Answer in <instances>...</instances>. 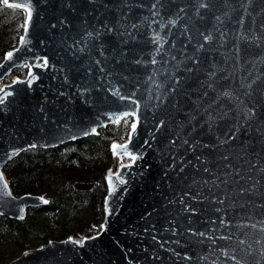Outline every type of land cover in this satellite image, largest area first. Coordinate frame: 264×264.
<instances>
[{"label":"water","instance_id":"obj_1","mask_svg":"<svg viewBox=\"0 0 264 264\" xmlns=\"http://www.w3.org/2000/svg\"><path fill=\"white\" fill-rule=\"evenodd\" d=\"M198 2L161 0L154 10L156 0H9L32 17L0 60V81L33 65L0 105V213L21 219L46 201L11 190L2 167L23 149L97 133L128 112L137 128L121 144L138 158L110 173L111 184L105 175L97 232L50 238L0 264H264V0H210L197 16Z\"/></svg>","mask_w":264,"mask_h":264},{"label":"trees","instance_id":"obj_2","mask_svg":"<svg viewBox=\"0 0 264 264\" xmlns=\"http://www.w3.org/2000/svg\"><path fill=\"white\" fill-rule=\"evenodd\" d=\"M23 24L22 11L0 0V60L17 44ZM25 70L16 67L3 80L23 75ZM131 120L129 115L116 125L58 146L23 149L3 165L14 195L39 194L47 203L29 206L21 219L0 213V262L50 238L61 239L70 233L88 236L99 230L107 192L105 175L109 167L116 166L110 144L127 138ZM78 182L92 185L79 188ZM54 217L64 226L58 233ZM69 222L75 224L71 229L65 228Z\"/></svg>","mask_w":264,"mask_h":264},{"label":"snow or ice","instance_id":"obj_3","mask_svg":"<svg viewBox=\"0 0 264 264\" xmlns=\"http://www.w3.org/2000/svg\"><path fill=\"white\" fill-rule=\"evenodd\" d=\"M90 2H94V0H90ZM3 3L4 4H7L8 3V0H3ZM158 5H159L160 8H163L164 7V5L161 3V0H156V3H153L151 5V7H152V9L156 10L157 7H158ZM24 6H26V5H20V4L15 5V7H24ZM208 8H210V0H209V2H205V0H199L198 5H197V8H196V15L199 16L200 9H208ZM179 13H185V15H186L185 8H183V7L179 8ZM179 13H177L178 18H179ZM156 15H159V12L158 11H153V16H156ZM31 17H32V12H31V8L29 7V10H28V13H27V18L25 20V23L22 25V27H24L25 30H27L28 23L31 21ZM220 19L221 18L219 16L216 17V20L219 21ZM153 22L155 23V21H153ZM168 23L171 24L173 27H175V25L177 24V20L176 19H170L168 21ZM131 27L132 28H136L137 25L133 24V25H131ZM183 27H184V32L181 33V34L182 35H188V25L185 24ZM261 27H264V25H261ZM108 31H112V29L109 27L108 28ZM87 35H88V37H91L92 36V33L89 32ZM129 35H131V33H129ZM199 35L202 37V39L205 42H210V41L213 40V36H212L211 33L204 34L203 32H201ZM221 36L223 37V33H221ZM160 39H161V37L159 36L158 33H156L153 42L155 43L156 41H158ZM188 39H191V36L190 35H188ZM20 42L22 44L25 42L24 37H21L20 38ZM204 47H205L204 43H200V44H198V47H197L196 50L197 51H201V50L204 49ZM157 51H160V49H157ZM236 51H237V54H239V51H240L239 48H237ZM12 56H13V52H9L6 55V59H11ZM173 59H175V57H173ZM47 63H48L47 58H44V66H47ZM96 63L99 64L100 62L99 61H96ZM137 63H140V61H137ZM152 63L153 64L157 63V61L155 60V58L152 59ZM193 63H197L198 64L199 61L198 60H194ZM192 70H193L192 68H189L188 69L189 72H191ZM29 75H31V73H29ZM214 75H215V72L209 73V76H214ZM149 79H151V77H149ZM258 80H260V77L259 76H257L254 79H252V81L250 83L244 85V87L249 90L248 92H246V95H250L251 94V90L253 88V85L257 84V81ZM30 83H31V81H29V84ZM258 86L264 87V85H258ZM7 87H9V86L6 85L4 88H0V93H2V95H0V105H3L4 102H5V99L8 96L12 95L11 92L6 91V88ZM209 87H212V85L209 84ZM83 91H87V89H84ZM173 91H174V89H173ZM116 94L119 95V92H117ZM204 94L207 95V93H204ZM224 95L225 96H228V95H230V93L225 92ZM120 98L121 99H125V97H120ZM137 107H139V103L138 102H137ZM256 114H257V110L254 107L247 109L246 112H245V114H244L245 115V120L246 121H251L252 118L256 116ZM129 115H135V113L125 112L121 116H117L116 122L119 123L122 118L128 117ZM160 123H161V125H163L164 122L161 121ZM136 128H137V123L136 122L132 123V125H131L132 133H135ZM95 131H96V129L93 128L92 129V132L95 133ZM232 139H235V136H233ZM112 149H113V152L117 156H120L121 155V151H118V150H122L123 156L129 157L133 161H135L138 158L137 156L133 155L131 152L128 151V144L127 143H125V144H115L114 143L112 145ZM126 166H128V165H124L123 163L121 164V167H126ZM205 171H207V169H205ZM0 178H2V174H0ZM108 180H109V183L111 184V182H112V174H109ZM7 188H8V185H7L6 182L0 184V190L4 191L5 193L7 192ZM242 191H246V190H242ZM44 203H47V201H44ZM221 203H223V201H221ZM188 210H191L192 212H195V209H189V207H186L185 208V211H188ZM223 223L224 222L222 221V224ZM253 227H255V226L253 225ZM199 235L203 236L204 233H200ZM225 239H231V237H225ZM75 243H77V244H83L84 241H75ZM239 243L241 245H243V244L246 243V241L241 240ZM256 243H260V241H256ZM250 247L251 246H249V250H250ZM261 253L264 254V248L261 249ZM225 255H227V253H225ZM232 259L233 260H236V257L233 256ZM237 264H241V262L240 261H237ZM257 264H259V262H257Z\"/></svg>","mask_w":264,"mask_h":264},{"label":"rangeland","instance_id":"obj_4","mask_svg":"<svg viewBox=\"0 0 264 264\" xmlns=\"http://www.w3.org/2000/svg\"><path fill=\"white\" fill-rule=\"evenodd\" d=\"M27 65V66H26ZM23 67H25V73L23 74V75H20V74H13L12 76H10V78L8 79V80H3L2 79V83L4 84V85H8L9 83H11L14 79H16V78H19V77H22V78H25L26 76H27V73H28V70L30 69V67H29V64L28 63H25L24 65H22ZM8 88V87H7ZM10 90V89H9ZM10 92V91H9ZM130 117H132V120H131V122H134V116L133 115H130ZM124 141V140H123ZM123 141H115L114 143L115 144H121V143H123ZM114 143H112V144H110V148H111V151H112V155L115 157V161H116V166L115 167H109L108 169H107V172H106V174L109 172V173H111V172H113V171H117V167H118V165L120 164V161H121V158L120 157H117V155L113 152V149H112V145L114 144ZM137 156V155H136ZM126 164V163H125ZM116 168V169H115ZM54 219H58V220H56V221H58L57 222V224L55 225V227H56V229L54 230L55 231V233H58V232H60L61 230H63L64 229V226L62 225V223H61V220L59 219V218H55L54 217ZM74 223L73 222H69L68 224H66V227L65 228H67V229H71V228H73L74 227ZM66 237H80V236H76V235H74V234H68ZM11 247V246H10Z\"/></svg>","mask_w":264,"mask_h":264},{"label":"bare ground","instance_id":"obj_5","mask_svg":"<svg viewBox=\"0 0 264 264\" xmlns=\"http://www.w3.org/2000/svg\"><path fill=\"white\" fill-rule=\"evenodd\" d=\"M8 2H9V0H8ZM14 5H17V4H14ZM20 5H23V4H20ZM23 9H24L25 14H26V17H27V13H28L29 8H28L27 6H24ZM43 63H44L43 60L37 59V60L35 61L34 64H43ZM28 64H29V67H32V65H33V64H31V63H28ZM34 78H35V75H32V76L27 77L26 79L28 80V83H29V81H32ZM5 86H6V85H4V84L2 83V81H0V88H4ZM6 91H10L9 88H6ZM0 95H2V93H0ZM132 123H134V122H132ZM115 141H116V140H115ZM115 141H113L112 143H114ZM126 141H127V140H126ZM126 141H125V142H126ZM112 143H111V144H112ZM132 154L136 156L135 153H132ZM117 157H120V158H121L120 164L118 165L117 168H119V167L121 166L122 163L125 164V163H130V162L133 161V160H131L129 157L123 156L122 153H121L120 156H117ZM111 173H114V174L117 175V171H113V172H111ZM108 174H110V173L108 172ZM77 240L80 241L79 239H77Z\"/></svg>","mask_w":264,"mask_h":264}]
</instances>
